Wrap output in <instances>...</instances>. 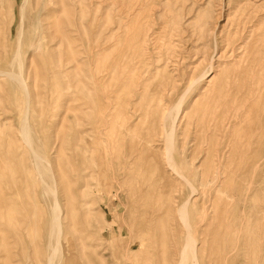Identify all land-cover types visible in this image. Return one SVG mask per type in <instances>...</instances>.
<instances>
[{
  "label": "rangeland",
  "instance_id": "1",
  "mask_svg": "<svg viewBox=\"0 0 264 264\" xmlns=\"http://www.w3.org/2000/svg\"><path fill=\"white\" fill-rule=\"evenodd\" d=\"M184 204L264 264V0H0V264H181Z\"/></svg>",
  "mask_w": 264,
  "mask_h": 264
},
{
  "label": "bare ground",
  "instance_id": "2",
  "mask_svg": "<svg viewBox=\"0 0 264 264\" xmlns=\"http://www.w3.org/2000/svg\"><path fill=\"white\" fill-rule=\"evenodd\" d=\"M50 24V23H49ZM254 28V27H253ZM241 41V40H240ZM229 42V41H228ZM227 42V43H228ZM229 44H230V42H229ZM228 44V45H229ZM226 48H228V47H226ZM147 49V48H146ZM243 49V48H242ZM172 56V55H171ZM262 69V68H261ZM229 72V71H228ZM238 77V76H237ZM212 81V80H211ZM211 81H210V83H211ZM253 83V82H252ZM195 84V83H194ZM194 86V85H193ZM252 102V101H251ZM249 108V107H248ZM177 109H178V107H177ZM167 113V112H166ZM167 117V116H166ZM165 117V118H166ZM165 118H163V120L165 119ZM167 120V119H166ZM165 122V121H164ZM174 125H175V123H174ZM174 127V126H173ZM23 129V128H22ZM174 134V128H173V132H172V134H170L169 135V137H168V139L166 140L167 142H168V146H167V157H168V161H169V165L171 166V169L172 168H174V165H173V162H175V161H173V158H172V154H171V151H173L172 150V145L174 144L173 143V135ZM27 144V143H26ZM30 144V143H29ZM208 144V143H207ZM167 145V144H166ZM220 155V154H219ZM34 157V156H33ZM37 160V159H36ZM42 164V163H41ZM43 165V164H42ZM41 165V166H42ZM176 167V166H175ZM39 168V167H38ZM175 169H173V171H174ZM172 171V172H173ZM176 171V170H175ZM178 173V172H177ZM179 175V174H178ZM180 176H182V175H180ZM183 177V176H182ZM183 179V178H182ZM185 179V178H184ZM187 179V178H186ZM181 180V179H180ZM195 190V189H194ZM193 189H192V191H194ZM191 191V192H192ZM195 192H196V190H195ZM195 192H193V193H195ZM55 193V192H54ZM191 196H192V194H191ZM190 198V197H189ZM191 200V199H190ZM189 201V200H188ZM174 203V202H173ZM191 203V202H190ZM175 205V204H174ZM185 205V204H184ZM188 205H189V203H188ZM195 205V204H194ZM183 207V206H182ZM195 207V206H194ZM187 205H185L182 209L181 208H179V209H181L180 211H178L180 214V218H181V221L183 222V224H184V226H185V228L187 229V231H188V233H187V239H186V241H187V245L184 247V249L182 250V253H181V264H186V258H189V259H191V260H193V264H199V257H198V251H199V247H198V242H197V238L195 237V235L192 233V231H191V226L189 225V221H188V211H187ZM56 209V208H55ZM55 209H54V212H55ZM53 212V213H54ZM177 216V215H176ZM55 219V218H54ZM61 219V218H60ZM54 223V222H53ZM60 226V225H59ZM183 226V227H184ZM55 234V233H54ZM203 239V238H202ZM202 241V240H201ZM57 249V248H56ZM56 257V256H55Z\"/></svg>",
  "mask_w": 264,
  "mask_h": 264
}]
</instances>
